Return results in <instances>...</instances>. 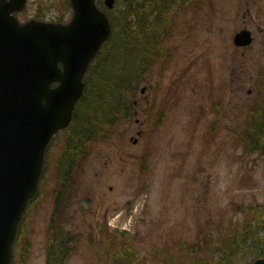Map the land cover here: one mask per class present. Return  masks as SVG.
<instances>
[{"label":"rangeland","instance_id":"rangeland-1","mask_svg":"<svg viewBox=\"0 0 264 264\" xmlns=\"http://www.w3.org/2000/svg\"><path fill=\"white\" fill-rule=\"evenodd\" d=\"M99 4L104 9V0ZM109 16L126 17L125 2L119 0ZM72 17L70 0H29L18 15L21 23L37 19L67 24ZM170 19L161 50L169 51L171 61L166 65L158 60L136 93L143 106L144 98L160 107L169 101L164 126L146 140L137 136L141 128L134 121L122 125L116 136L79 150L72 161L78 166L76 179L69 183L75 192L68 205V217L73 218L69 225L52 223L67 139V130L60 132L48 150L40 195L21 225L15 264H47L51 245L56 251L50 255L52 264L60 260L61 264H96L99 248L103 264H117L126 254H132L130 264H217V254L197 257L207 253L188 254L175 243L193 245L207 237L215 242L232 218H243L236 214V205L264 203V152L246 155L237 141L246 126L245 108L257 93L254 82L259 70L264 72V0H188L183 11L172 12ZM243 30L251 32L252 50L234 47V36ZM116 32H122V27ZM142 89L145 97L140 95ZM221 97L223 120L212 134L211 103ZM262 103L264 108V95ZM136 119L143 123V114ZM133 138L139 139L137 146ZM149 145L153 155L148 173H142V156ZM130 199L135 205L129 211L124 204ZM106 215L111 225L128 227L131 236L113 235L104 247L110 237L102 235V229L108 232ZM144 218L146 222H140ZM261 239L264 235L258 234ZM221 241L213 244L215 248ZM154 246L169 253H153ZM226 247V242L218 244V250ZM261 253L247 243L231 264L239 258L240 264H250Z\"/></svg>","mask_w":264,"mask_h":264},{"label":"water","instance_id":"water-1","mask_svg":"<svg viewBox=\"0 0 264 264\" xmlns=\"http://www.w3.org/2000/svg\"><path fill=\"white\" fill-rule=\"evenodd\" d=\"M26 2L0 0V151L10 137L9 154L0 157V264H10L12 240L35 194L46 145L71 121L82 79L111 33L95 0H73L69 26L37 21L20 26L11 15ZM114 3L106 0L109 9ZM53 83L60 87L51 90Z\"/></svg>","mask_w":264,"mask_h":264},{"label":"trees","instance_id":"trees-1","mask_svg":"<svg viewBox=\"0 0 264 264\" xmlns=\"http://www.w3.org/2000/svg\"><path fill=\"white\" fill-rule=\"evenodd\" d=\"M148 2L137 6L140 9L136 15L128 16L133 19H121L119 25L114 22L116 31L117 26L121 27L124 23L123 30L114 33L111 49L103 54V62H99L86 79L85 98L87 101L84 103L85 107L79 110L76 122L69 131V154L72 151L74 156L81 144L87 146L91 143V139L92 141L98 139L99 132L95 124L101 119L104 121L105 128L102 127L105 130H109L111 125L116 128L122 120H125L118 108L119 101L132 98L134 87L138 83L136 81L146 73L149 60L158 54L163 39L161 26L156 28L154 35L152 28L144 22V19H150L152 15H156L157 18L161 13L164 14V10L160 6L159 10L147 13L146 3ZM134 19L139 20L137 27H134L136 31H132L131 27L127 29L129 21ZM111 132L112 130L105 133L104 137H110ZM69 170L70 166L67 168V171ZM261 212L264 210L256 211L255 215H263ZM260 217L262 216L253 217L252 221H250L252 218L248 217L241 227L231 230L230 238H226L229 242L225 248V258L224 256L222 258L235 259L247 243H250L256 253L264 254L263 243L258 241V234L261 231L264 233V223L261 222Z\"/></svg>","mask_w":264,"mask_h":264}]
</instances>
